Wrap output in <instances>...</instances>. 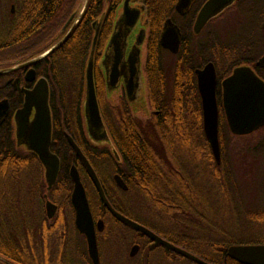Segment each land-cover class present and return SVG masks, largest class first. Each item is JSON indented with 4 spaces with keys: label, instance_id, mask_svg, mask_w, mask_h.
<instances>
[{
    "label": "flooded vegetation",
    "instance_id": "1",
    "mask_svg": "<svg viewBox=\"0 0 264 264\" xmlns=\"http://www.w3.org/2000/svg\"><path fill=\"white\" fill-rule=\"evenodd\" d=\"M206 1L192 0L184 15L178 14L175 9L176 4L174 5L175 14L181 21L187 14L193 11L191 25L192 38L190 40L191 45L189 46L192 58L195 52L193 37L197 38L196 41L203 45L208 43L211 35L218 34L230 38L232 34H227L224 28V24L227 23L254 25L255 31L250 33L251 37H261L264 39V0H235L230 6L213 17L198 34H194L193 25L195 19ZM123 2L124 0L115 10L111 32L103 48L100 60H102L106 46L114 32L116 22H118L120 17ZM10 8L11 14H14V5L11 4ZM129 8L140 10V14L134 28L129 31L125 40H122L120 43L124 51V57L118 67L119 82L113 90L117 93V99L123 100L130 107L134 116L138 113L145 114V107L147 105L150 118L152 112L148 105V86L145 73L149 23L145 5L130 0ZM248 8H254V13L247 11ZM140 20L142 21L140 22ZM165 21L162 25L161 32ZM171 22L178 27L180 32L178 24L173 20ZM120 23L122 22H119L118 25ZM215 28H217L216 31ZM237 29L239 30V27ZM161 32L159 35V46ZM241 32L232 33L233 35L238 34L239 36ZM140 37L142 38V42L138 45L137 41ZM181 45L182 35L180 32V44L176 54L160 46L163 55L173 58V62L171 63L173 66H168L170 72H172L171 88H173V85L175 87L176 84V81L174 82V74ZM137 49L140 51L138 81L137 86L133 87L135 97L129 100L127 87L134 84V73L133 71L131 73V68L127 61L129 56L134 54ZM142 55H144L143 60ZM263 56L264 51L260 57L253 60L250 64L241 63L233 67L230 73L226 75H224L225 73L222 74V67L218 70L216 65L208 61V59L200 67H195L194 63L188 75H191V78H194L196 83L198 95L196 108L193 107L188 96L174 98L175 104L173 105V112L171 114V129L173 134H175V137L179 132L184 137L188 135L187 140H190L192 143L191 147H183V150L178 149L179 147L177 145L173 147L174 159L178 161L180 158L191 169L202 168L204 172H208L207 168L210 166L216 168L222 167V171L224 170L225 174L227 173L228 175L220 178L225 192H219V194L220 199L226 205H229L226 209L218 210L217 208L210 207L191 209V212L195 214L196 218H187L188 221L193 220V223H186L185 225L177 223V216L171 218V221H174L173 223H158V219L149 213V210H136L129 202L128 197L121 196V192L126 193L128 190L127 184L120 173V169L125 168L126 163L121 160L116 147H87V154L83 153L79 148L95 172L101 186V179L108 180L120 191H115L112 196L119 204L124 205V207L118 209L111 205L118 214L144 227L171 247L183 250L205 264H262L257 259H249V262H247V258H242L244 259L243 261L232 258L228 255V249L233 246H264V177L261 178V181L263 180L261 182L262 187L256 193V197H252L249 193L243 197L239 191V184L244 183L242 180L244 170L254 173L258 171V174L260 173L259 164L264 162V136H253L252 134L264 131V128L261 127L251 134L253 136L251 138L253 140L252 143H231V133L229 132L222 106L221 84L224 79L232 74L235 68L241 66L251 68L264 82V64L260 63ZM27 62L25 61L9 68H0V71H5ZM209 63L213 64L216 74L215 97L217 105L218 140L221 133L224 135L223 145L219 141V161L216 160L205 138L202 105L197 88L196 71L202 70ZM34 65L0 74V77L7 76L6 81L0 80V102H5L8 106L7 113L0 123V134L5 132L10 133L9 135H14L15 143L10 147H17L22 153L25 152L26 154H31L32 152L28 151L25 145L17 144L14 116L16 111L23 106L25 91L34 90L38 81L45 79L37 74ZM98 65L100 76L105 91L107 92L105 69L100 66V61ZM168 67L165 65L164 68L168 70ZM109 69L110 67L108 71ZM29 70L35 72V79L31 81L27 80ZM2 86L5 87L4 92L2 90L3 88H1ZM47 88L49 104L48 83ZM178 102H183L184 105H179ZM153 113L155 115L159 114L158 111H154ZM33 114L34 111H32L29 121L32 120ZM106 129L109 134L107 126ZM186 142L188 143L189 141ZM194 142H196V146L193 145ZM70 149L71 151L67 155L70 161H67L69 165L66 174L64 169H62V159L52 151V147L50 146V152L57 156L59 160L58 175L51 188H48L44 177V169L40 162H38L40 171L39 175L35 178V182L33 181V176L29 178V181L27 180L25 182H20L19 178H15V198L8 206L0 203V264H200L183 256L171 247L155 242L148 235L123 224L105 208L107 213L105 217H96L90 211L97 251L96 258H92L89 254L86 237L77 229L75 224L76 214L71 203V195L74 187L70 177L71 167L74 166L79 174L86 198L87 191L82 177L84 176L93 187L94 185L82 161L76 156L71 147ZM89 158L93 160L94 164ZM237 161L240 163V169L234 172L232 171V167ZM20 163L24 167V172H27L28 165L31 162L23 160L18 162V165ZM100 167H104L107 171L106 179H104L105 175L101 172ZM62 173L63 176H61ZM116 176H119L126 186L127 189L125 191L117 186L115 181ZM226 200L227 202H225ZM46 202H51L55 205V210L52 211L51 215H49L46 209ZM108 202L111 204L109 200ZM179 211L181 209H172L175 215ZM187 211L190 210H182V212ZM226 213L229 214L227 219L225 218ZM99 220L102 221L100 225L98 224Z\"/></svg>",
    "mask_w": 264,
    "mask_h": 264
},
{
    "label": "trees",
    "instance_id": "2",
    "mask_svg": "<svg viewBox=\"0 0 264 264\" xmlns=\"http://www.w3.org/2000/svg\"><path fill=\"white\" fill-rule=\"evenodd\" d=\"M122 1L89 0L65 42L34 65L37 74L45 78L49 85L52 151L62 159V169L67 174V161H70L67 155L71 149L66 136L71 137L83 153L87 154V147H97L90 142L85 131L83 103L85 68L94 36L92 24L98 21L100 28L94 53L95 92L101 116L109 131L111 147H116L121 160L126 163L120 173L128 190L126 193L121 192V195H129L132 206L139 210H149V213L159 216L162 222L173 223L171 218L177 216L178 224L193 223V220H187L196 218L191 209L206 206L202 193H209L214 198L220 196L219 192H225L220 178L228 174L222 171V167L210 166L207 168L208 172H204L202 168L191 169L180 158L175 161L173 147H176L177 143L178 147H184L185 137L180 132L175 137L171 129L174 98L188 96L196 108V83L194 78L188 75L193 64L200 67L208 59L218 70L222 67L221 72L226 75L233 67L241 63L250 64L260 57L264 51V39L251 37L250 33L255 31L254 25L234 23L239 27L235 32L242 31L239 36L232 34L227 38L218 34L211 35L206 45L198 43L197 38L193 37L195 52L192 58L189 46L192 38L193 11L181 21L174 11L177 0H133L145 5L149 23L145 73L148 105L152 113L149 119L142 121L132 114L130 107L123 100L118 99L115 105L108 102L98 65L111 32L115 10ZM9 4L14 5V14L8 10ZM83 4L84 0H0V68H9L34 59L58 43L78 17ZM254 10L247 9L253 13ZM71 17L72 20L68 23ZM166 19L175 21L182 35L174 74L176 84L173 88L172 81L167 80L163 52L159 46V35ZM202 60L204 61L201 62ZM6 79L7 76L0 77L1 81ZM1 88L4 92L5 87ZM178 103L184 105L183 102ZM154 111L159 114L155 115ZM9 134H0V203L6 206L15 198V178L25 182L33 176L35 182L40 171L38 158L33 153H22L17 147H10L15 143V139L14 135ZM219 141L223 145L222 133ZM248 141L247 144L250 143V140ZM102 147L108 146L106 144ZM89 159L94 164L93 160ZM23 160L31 162L28 163L27 172H24L21 163L18 165V162ZM101 180L111 205L122 209L124 205L114 199L105 180ZM82 181L86 187L90 211L96 217H105L107 213L95 188L84 176ZM113 188L120 192L115 186ZM174 208L181 211L175 215L172 212ZM183 209L190 211L182 212Z\"/></svg>",
    "mask_w": 264,
    "mask_h": 264
},
{
    "label": "water",
    "instance_id": "3",
    "mask_svg": "<svg viewBox=\"0 0 264 264\" xmlns=\"http://www.w3.org/2000/svg\"><path fill=\"white\" fill-rule=\"evenodd\" d=\"M234 1L235 0H207L201 7L195 19L193 25L194 34H198L213 17L230 6ZM88 2L89 0H84L83 7L78 17L58 43L27 63L5 71H0V74L26 68L51 54L56 48L64 43L71 34L87 7ZM129 2L130 0H124L121 14L118 22H116L114 32L109 39L102 60H100V66L105 69L107 90H113L119 82L120 76L118 67L124 57V51L122 50L120 43L122 40H125L126 35L134 28L139 18L140 10L129 8ZM191 2L192 0H177L175 6L176 12L180 15H184ZM71 20L72 17L69 19L68 23H70ZM119 22H122L120 23L121 25H118ZM92 27L94 29V36L85 68L83 103L84 125L88 139L94 145L111 144V138L107 132L106 125L99 109L94 83V53L100 28L99 22H94ZM141 42L142 38L140 37L137 44L139 45ZM179 44V29L173 22H171V20L168 19L165 21L161 32L160 46L169 50L171 53L176 54L179 49ZM139 55L140 51L137 49L134 54L129 56L127 61L131 68V73L132 71L134 73V84L127 87V96L129 100H132V98L135 97L133 87L137 86L138 81L137 75L139 71ZM260 63L264 64V56ZM109 67L110 69L108 71ZM196 77L197 88L202 105L205 138L209 143L216 160L219 161L217 105L215 97L216 74L213 64L209 63L202 70L196 71ZM33 79H35V72L33 70H29L27 80L31 81ZM221 87L222 106L228 129L232 136L245 137L251 135L261 127L264 128V82L253 72V70H251V68L247 66L235 68L232 71V74L222 81ZM7 110V104L5 102H0V123L6 115ZM32 111H34L33 118L29 121ZM14 119L16 124L17 144L25 145L28 151L37 156L44 169V177L48 188H51L58 175L59 160L57 156L50 152L52 124L48 104V88L45 79H40L34 90L25 91L23 106L16 111ZM66 139L76 156L82 161L104 208L123 224L148 235L157 243L171 247L144 227L123 217L113 209L105 196L103 188L95 172L89 165L79 147L74 143L71 137L66 136ZM70 177L74 184L71 195V203L76 214L75 224L77 229L86 237L90 256L92 258H96L97 251L95 235L92 227L91 212L85 190L74 166L70 169ZM115 181L117 186L123 191L127 189L119 176L115 177ZM46 209L49 212V215H51L52 211L55 210V205L51 202H46ZM98 224H102V221L99 220ZM171 248L193 261L205 264L183 250L175 247ZM228 255L241 261L247 258V262H249V259H257L264 264V246H233L228 249Z\"/></svg>",
    "mask_w": 264,
    "mask_h": 264
},
{
    "label": "rangeland",
    "instance_id": "4",
    "mask_svg": "<svg viewBox=\"0 0 264 264\" xmlns=\"http://www.w3.org/2000/svg\"><path fill=\"white\" fill-rule=\"evenodd\" d=\"M11 8H10V4L8 5V10H10ZM142 20H140V22H141ZM226 26H224V28H225V32L228 34V33H231V34H233V33H236L235 31L237 30V26H235L234 25V23H227V24H225ZM144 27H146L145 25H144ZM219 29V28H218ZM236 29V30H235ZM217 30V28H215V31ZM233 32V33H232ZM144 59V55H142V60ZM163 59L165 60V62L164 63H166L165 65H167V67L169 66V67H172L173 66V64H171L172 62H173V58H170L169 56H166V55H163ZM171 65V66H170ZM168 67V70H166L165 69V71H166V75H167V80H171L172 79V72H170V68ZM168 81V82H169ZM107 97H108V102L110 103V104H112V105H115L116 103H117V93L114 91V90H107ZM145 114H140V113H138V114H136V117L137 118H139L140 120H142V121H146L148 118H149V110H148V107H147V105H146V107H145ZM253 136H255V135H260V136H264V131H261V132H257L256 134L254 133V134H252ZM252 135H250L249 137H247L246 136V138L245 137H243L241 140L240 139H234V138H230V140H231V143H240V144H245L246 143V141H248V140H250V143H252L253 142V140H251V137H252ZM187 138H188V135H185V139H186V141H189L188 143L185 141V143H184V147H191L192 146V143H191V141L190 140H187ZM252 141V142H251ZM249 142V141H248ZM191 144V145H190ZM247 144V143H246ZM106 144H96L95 146H97V147H102V146H105ZM193 145H197L196 144V142H194V144ZM107 146L108 147H111V144H107ZM177 146H179V144L177 143ZM178 149H181V150H183V147H179ZM180 154H183V153H180ZM186 164V163H185ZM239 162L237 161L235 164H233V167H232V171H234V172H236L237 170L239 171ZM259 167H260V173L258 174V171H257V173H254V172H250V171H245L244 170V172H243V174H242V180H243V182L244 183H241V185L239 184V186H240V188H239V191H240V193H241V195L243 196V197H245V196H247V194L249 193L252 197H256V193L260 190V188L262 187V184H261V182L263 181H261V178L262 177H264V162H261L260 164H259ZM100 170H101V172L103 173V175H105L104 176V179H106V174H107V171L105 170V168L104 167H100ZM204 174L205 173H203L202 175L204 176ZM202 180H203V178H202ZM256 181H258V182H256ZM106 182V184H107V186H108V188L110 189V191H111V193L112 194H114V192H115V190H114V188H113V186H112V184H111V182L110 181H105ZM213 194H215V193H213ZM121 196H123V197H129V195L128 196H124V195H121ZM131 196V195H130ZM202 199H203V201H204V206L205 207H208L209 208V206H212V207H210V208H217L218 210H222V209H226L227 207H229V205H226L223 201H222V199H220V196H217L216 198H214V197H212L210 194H208V193H202ZM207 200H209V202L207 203ZM134 207V206H133ZM204 207V208H205ZM136 210H137V208H136ZM139 210V209H138ZM212 214V213H211ZM218 214H220V213H218ZM156 216V215H155ZM228 216H229V214L228 213H226V215H225V218L227 219L228 218ZM156 218L158 219V223H161V224H167L166 222H162V220H161V218H159V216L157 217L156 216ZM218 222H221V221H218ZM217 222V223H218Z\"/></svg>",
    "mask_w": 264,
    "mask_h": 264
}]
</instances>
